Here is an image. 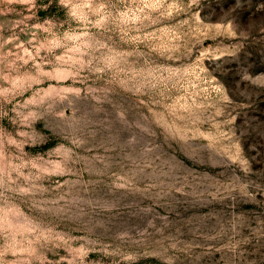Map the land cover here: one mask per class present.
Listing matches in <instances>:
<instances>
[{
	"label": "rangeland",
	"instance_id": "rangeland-1",
	"mask_svg": "<svg viewBox=\"0 0 264 264\" xmlns=\"http://www.w3.org/2000/svg\"><path fill=\"white\" fill-rule=\"evenodd\" d=\"M0 264H264V0H0Z\"/></svg>",
	"mask_w": 264,
	"mask_h": 264
}]
</instances>
